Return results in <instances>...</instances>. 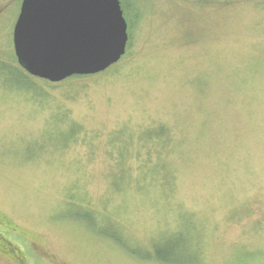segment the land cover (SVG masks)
I'll return each mask as SVG.
<instances>
[{
	"label": "rangeland",
	"instance_id": "obj_1",
	"mask_svg": "<svg viewBox=\"0 0 264 264\" xmlns=\"http://www.w3.org/2000/svg\"><path fill=\"white\" fill-rule=\"evenodd\" d=\"M121 2L106 71L0 67V236L24 264H264V0ZM21 3L0 0V62Z\"/></svg>",
	"mask_w": 264,
	"mask_h": 264
},
{
	"label": "water",
	"instance_id": "obj_2",
	"mask_svg": "<svg viewBox=\"0 0 264 264\" xmlns=\"http://www.w3.org/2000/svg\"><path fill=\"white\" fill-rule=\"evenodd\" d=\"M128 40L120 0H22L13 29L19 65L50 82L106 71Z\"/></svg>",
	"mask_w": 264,
	"mask_h": 264
},
{
	"label": "trees",
	"instance_id": "obj_3",
	"mask_svg": "<svg viewBox=\"0 0 264 264\" xmlns=\"http://www.w3.org/2000/svg\"><path fill=\"white\" fill-rule=\"evenodd\" d=\"M120 1H124V5H127V0H120ZM197 2H200V3H206V2H216V1H218V0H196ZM121 5H122V9H123V12H124V8H123V2H121ZM132 18V17H131ZM132 19H131V21H129L130 23H128L127 22V24H128V32H129V34H131L130 33V30H132L133 31V26H132ZM135 22V21H134ZM2 60V59H1ZM16 61H17V58H16ZM15 61V58H14V56H13V54H12V56H11V61H10V63L9 64H7V63H5V61L4 60H2V62H0L1 64H0V67H1V75H3V77L4 76H12V77H15L14 76V74H17V76H18V78L21 80V81H23L24 83L26 82L27 83V81H28V79L29 78H32V80H34L35 82H50L49 80H46V79H43L42 80V78H39V77H36V76H33V75H31V74H29L24 68H22L20 65H19V63H18V61L16 62ZM72 77H76V78H81V76L80 75H75V76H72ZM69 78H71V77H69ZM69 78H67V79H69ZM25 80V81H24ZM66 80V79H65ZM64 80V81H65ZM61 82H63V81H61ZM58 83V82H57ZM40 86V85H39ZM40 88V87H39ZM68 114V113H67ZM73 125V124H72ZM71 125V126H72ZM80 128V127H79ZM158 128H160V135H161V141H160V145H159V148H165V143H167L168 142V134H167V131H166V128H164V126L162 125V124H158V125H153V126H150L147 130H149V129H152V130H157L158 131ZM80 130H81V128H80ZM152 130H150V131H152ZM150 148H152L151 146H150ZM119 187H117V189H118ZM116 235L117 234H115V235H113V237L115 238V239H117V237H116ZM118 236V235H117ZM173 237V236H172ZM171 237V239H173V241H175V243H176V246L177 247H179V245H181V243H180V238L181 237H183L182 235H180V234H178V235H175L173 238ZM5 237H0V240H2L1 242H3L4 241V243L5 244H3V248L4 247H7L6 248V252L7 253H9L8 251H10V250H12L13 249V246H11V245H9L10 243L9 242H7V241H5V239H4ZM118 238H119V236H118ZM118 240V239H117ZM119 240L121 241V239L119 238ZM6 245H8V246H6ZM1 247V248H2ZM11 247V248H10ZM177 247H175V251H176V249H177V254L179 255V249L181 248H177ZM4 250V249H3ZM17 253H18V251H17ZM19 257H20V255H19ZM155 258L156 259H158V260H160V261H162V262H169V263H181L182 262V260L180 259V258H178L177 256H176V253H175V256L174 255H171L170 257H167V256H164V255H162L161 253H157L156 254V256H155ZM21 264H24V261L22 260V262H21Z\"/></svg>",
	"mask_w": 264,
	"mask_h": 264
},
{
	"label": "flooded vegetation",
	"instance_id": "obj_4",
	"mask_svg": "<svg viewBox=\"0 0 264 264\" xmlns=\"http://www.w3.org/2000/svg\"><path fill=\"white\" fill-rule=\"evenodd\" d=\"M128 35H129V40H130V34H129V32H128ZM129 40H128V43H129ZM1 237V236H0ZM2 240H0V255L2 256H4V254H9V255H11V257L14 259V261H15V263H17V264H21V262H22V257L20 256L19 257V255H18V253H17V251L13 248L12 250H10V251H8L9 253H7L6 252V248L7 247H2L3 246V244H5L4 243V241L3 242H1ZM9 245H11V244H9ZM6 246H8V245H6ZM2 247V248H1ZM11 248V247H10ZM4 249V250H3ZM11 258V259H12Z\"/></svg>",
	"mask_w": 264,
	"mask_h": 264
}]
</instances>
